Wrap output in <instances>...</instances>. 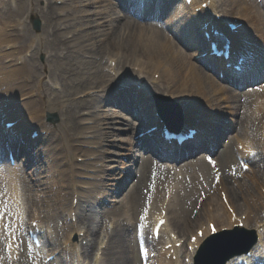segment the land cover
I'll return each mask as SVG.
<instances>
[{"label": "bare ground", "instance_id": "1", "mask_svg": "<svg viewBox=\"0 0 264 264\" xmlns=\"http://www.w3.org/2000/svg\"><path fill=\"white\" fill-rule=\"evenodd\" d=\"M55 1H60L61 5L54 7L56 15L54 18L51 17V14L46 16L44 26L45 29L51 28L50 32L52 35L60 38L65 50L93 46L92 39H98L103 44L111 31H113L114 25L119 18L111 13L113 6L107 0ZM2 2L5 1L2 0ZM204 2H207V8H201V12L196 14L195 9L201 7ZM89 6H95L93 13L88 9ZM261 7H258L254 0H193L190 5L181 2L174 7L173 15L167 18V23L171 21L170 24H173V28L179 34L183 31V34L188 39L191 38L194 43L198 44V35H196L195 31L197 24L202 26L216 15H220L222 18L233 15L234 18L239 19V22L244 23L239 32L234 35L233 48L236 56L243 55L246 58V63L243 64L245 69L250 63H259L260 60L262 65H264V12L261 11L262 9L264 10V7L262 9ZM29 12L30 15L36 17V8H30ZM90 14L97 18L93 21L96 23V27L90 28ZM193 16H196V18ZM25 24L19 18L6 29L0 26V45L1 47L4 45L6 48V50L3 48L0 50V58L5 60L3 57L5 56L10 59V64L7 66H5L4 62L0 63V113L3 114L5 112L7 115L3 123L13 120L17 122L20 129L28 127L33 130H46L42 123L43 109L41 105L39 102L36 103L31 95H28L34 93L32 91L33 88H31L30 93L18 97L22 103L15 104L14 100L17 99L16 96L21 94L22 91H27L26 85H28V81L32 84L35 82L33 80L34 68L27 58V54L34 45L37 49L38 47L49 49L52 45L58 46L60 41L58 42L57 39L50 38V36H33L26 29ZM131 29V34L135 39L132 44L139 50V54L137 50L128 52L124 46L118 44L113 46V50L116 52H112V49L109 48L107 60L111 63L108 71L113 74L110 77L112 79L111 82L126 72L127 67L137 66L140 74L138 83L143 84L145 82L148 93L164 94L173 99H176V97L183 98L181 104L184 113L189 117H201L203 121L200 122L201 126L199 128L204 130L205 133L203 135L201 133L200 136L195 137L194 141L185 142L181 146L174 143L180 149H185L195 144L197 140H203V143H210L211 136L217 134L213 120L219 117V107L222 104L227 105L230 102H234L237 110L244 109V113L241 116L240 131L235 136V150L236 158L251 165L249 171H244L243 168H240L237 172L243 176L245 181L232 177L235 176L232 173L233 169H230L231 174L229 172L225 173V170L223 171L219 164L213 162H206L208 165L207 169H201L197 163H191L186 169L182 171L175 170L171 173L174 167L165 169L154 160H151L152 175H154L151 180L152 182L156 181L151 186L149 193L151 196L149 194L146 195L145 190L140 187L137 189L135 197L130 195L127 197L128 200L123 203V219L118 220L117 229L112 233V235L115 234L116 238L118 237L117 240L120 243L119 250L113 256L114 251L111 247L112 235L110 236L111 241L106 243L108 237L103 233L105 230H101L100 233L102 232L104 236L100 234L97 245L87 242L88 247H84L80 244L81 234L85 232L88 235V231L91 229H87L84 226L78 227L75 223L76 221L74 222L73 220V213L78 214V220L80 219V221L86 219L83 217L84 214L82 215L81 213L80 204L83 198L88 194L92 195L93 200H96L97 203L100 202L98 198L103 197L107 189V185L105 186L106 183L103 180L109 174L108 172L114 174V170L109 171L108 168L110 166L106 167L104 165V157H99V146L103 145L105 140L106 132L103 131L102 125L106 121V116L99 113L97 108L87 110L86 115L77 121L78 132L75 138L66 142L67 148H64L60 155H54L51 150L47 153V151L41 149L40 152L38 146H34L35 143L32 141L28 145L11 142L8 137L11 135V131H15V128L11 129V131L6 129L7 138L0 139V143L4 144L9 141L12 149L25 151L28 149L27 161L30 163L35 162L33 167H36V170L33 169V173L29 175L30 179H28L16 165H0V237L3 238V232L4 234L6 233L4 235L5 242L3 243L4 249L7 248L9 253L2 255L0 251V264H8V259L15 263L18 256L21 255L19 252L20 247L13 242V238L23 237V229L25 225H28L27 223H31L28 226L31 229V227L33 228L32 224L36 222L45 233L43 240L46 238L48 243L55 245L56 239L59 241L57 238L59 235L55 234L56 230L52 227L54 220H58L61 226L63 234L60 237L59 247L62 248H58V245L54 246L55 248L57 247L55 250L48 248L49 246L45 240L41 249H37L31 244L30 251H28L31 257L27 260L29 264H46L45 260L50 255H54V260L48 264H129L125 256V247L122 243V231L127 227H134L135 224L136 226L140 225V221L137 219L139 212H142L141 217L151 214L152 210L160 214L165 204H167V222L165 225L167 231L163 237L169 240L162 243V247L174 243L175 241L171 240L174 236H177L180 242L189 235L187 236L189 237L187 247L193 246L201 250L209 237L208 224L210 222L215 223L220 232L224 228L231 231L239 223L237 219H233L232 214L229 213V210L223 204L220 198L221 191L226 192L229 205L236 213V216L242 220L245 229L247 231L255 230L257 237L260 238V242L251 248V254L247 257L248 262L250 264H258L260 262L258 259H263L264 169L261 167L264 165V87L261 91L242 102L237 94L227 92L229 90L221 86L212 76L205 73L196 65L195 60L192 61L193 57L195 59L203 52L199 50V45L196 46L198 51L185 53L172 41L173 38L171 36L164 35L158 28L157 31L144 30L141 27L138 30L136 28ZM83 54L86 53L83 52ZM139 56L145 61L139 59ZM51 57H56V54H51ZM18 62L21 63L20 66ZM113 62L115 63L114 66H112ZM262 65L261 67L257 65L254 70L258 71L262 68ZM217 67L222 68L220 63H217ZM58 72L61 71L58 70ZM155 74L159 75L158 79L155 78ZM90 76L97 77L96 82L91 84L101 87L105 82V78L101 77L97 71L90 74ZM251 76L253 74L247 75L245 80ZM87 80L90 82L93 79L88 78ZM13 81L19 88L8 90L7 87L11 86ZM155 84L160 87L158 89L155 87L151 88V85ZM4 87H6L7 91L3 90ZM92 89L98 90L102 88L94 87ZM156 90L159 91L157 92ZM83 92L85 93L86 91ZM191 95L195 96V99L191 98ZM48 109L51 111L56 110L54 104H51ZM142 109L146 122L148 124L153 123L152 125L157 124L158 119L152 114V109L148 106ZM107 124L105 123L104 125ZM1 126L0 124V128ZM205 127L208 130H205ZM212 130L214 131L211 132ZM206 136L207 139H205ZM38 153H41V155L39 156ZM80 153L83 154L81 155ZM79 157H86L88 161L80 164L76 163L74 158L76 160ZM31 159L33 160L31 161ZM30 167L32 166L30 165ZM43 168L46 172L44 170L40 173L41 171L39 170ZM258 168L261 169L258 170ZM37 171L40 174H37ZM160 171H162L161 173H166L165 176L158 179ZM217 177H220V180L218 184H215ZM110 178H113L112 180L116 179L115 176H110ZM229 180H233L236 183L235 190H229L227 185ZM83 185L86 186V189L82 193L78 190V186ZM41 186H44V188L39 190ZM70 196L72 198L69 204L70 200H67ZM146 196L147 198L141 203L143 197ZM239 197L242 200L240 209L236 204V200ZM75 198L78 199L76 206H74L73 201ZM55 209L58 212L55 211L54 213ZM138 209L141 210L138 211ZM30 210H32V218L31 221H27V215ZM135 213L137 215L136 218L134 217ZM94 222L97 224L95 230H98V217H96ZM123 222V227H121ZM6 225L7 228H5ZM110 226H112V222L108 223L107 229L109 228L110 230ZM196 226L197 228L194 230ZM198 229H204L203 237H197V242L191 244L190 238L196 236ZM95 234H99V231ZM240 237L229 238L236 241ZM23 241L25 242L24 239ZM104 245L106 247L102 249ZM92 246L95 248L94 252L89 251ZM57 250H61V253H63L64 262L60 254L55 255ZM181 250L182 248L175 249V254H179V259L178 261H173L165 258V253H169L170 250L163 252L159 249L158 252L160 253L155 262L157 261L158 264H185V259L189 258L191 261L189 264H193L192 261L197 251L186 249L182 258L180 256ZM244 255L246 253L243 252L238 256L230 257L225 264H237V260L244 257ZM181 258L182 261L180 260Z\"/></svg>", "mask_w": 264, "mask_h": 264}, {"label": "rangeland", "instance_id": "2", "mask_svg": "<svg viewBox=\"0 0 264 264\" xmlns=\"http://www.w3.org/2000/svg\"><path fill=\"white\" fill-rule=\"evenodd\" d=\"M0 1L2 2V0ZM4 1L5 2L0 3V19H2L0 20V26L3 29L8 28L10 24L16 22V19L20 18L21 21L26 23V29L30 31L31 35L38 37L41 35H44V37L50 36V38L57 39L58 42L60 41L59 37L52 35L50 32L52 30L51 28L45 29L44 26L47 15L51 14L52 18L56 16L54 7L60 5V2H56L55 0ZM107 1L112 3L113 10L111 13L114 14L115 17H119L107 40L102 44L98 41V39H92L93 46H88L82 49L75 48L65 50L61 41L59 42L58 46L52 45L49 47V49L40 47L37 49L34 45L31 51L27 54V58L34 68L33 80H35V82L32 84L28 81V85H26L27 91H22L21 94L16 96L17 99L14 100L15 104L22 103L20 101L21 99L18 97L30 93L31 88H33L32 91L36 94L33 96V99L36 101V103L39 102L41 105L43 109L42 122L46 124V130H40L42 131L41 137L35 143V145L38 146L40 152L41 149L43 151H47V153L51 150L54 155H60L62 150L67 148L66 142L75 138L78 132L77 121L82 116L86 115L87 110L97 108L99 113L106 116L105 123L108 124L104 125V123L102 125L103 131L106 132V134L103 145L99 146V157H104V165L106 167L110 166L108 169L109 171L114 170V174L108 172L109 174L106 175L108 177L105 176L103 181L106 183L105 186L107 185V189L103 197L101 196L98 198L100 202L97 203L96 200H93V196L88 194L83 198L80 204L81 213L82 215L84 214L83 217L86 219L80 221V219L78 220V214L74 213L75 216L73 217V220L74 222L76 221L75 223L78 225V227L84 226L87 229H91L88 231V235H84L83 232L81 234L80 244H82L84 247H87V242L97 245L100 234L102 236L105 234V236L108 237L106 242L111 241L110 236L112 235L113 231L117 229L116 227L118 220L123 219L122 205L128 200L127 197L130 195H134L135 197L136 191L140 187L145 190L146 194L148 195V193L151 191V186L156 183L155 180L153 182L151 180L154 176L152 175L153 173L150 164L151 160H154L159 166L164 167L165 169H172L174 167V170H171V173L175 170L182 171L186 169L191 163H197L199 168L207 169L208 165L206 162H213L215 164H219L220 167L223 168V171L225 170V173L229 172L231 174L230 169H233L232 171L235 176L232 177H236L238 180L245 181L241 177L242 175L237 173L242 167L243 163L239 161L238 158H236L235 150V136L240 131V123L242 119L241 116L244 113V109L237 110V108L234 106V102H230L227 105L222 104L219 107V117L213 120L215 122L217 134L215 136H211L210 143L202 142L200 145H198L199 147L194 146V151L192 152L183 150L185 152L174 153L175 155L172 154L163 156L154 148L152 140L136 139L137 127L147 123L144 119V111L142 108L146 106L151 108L150 102L147 99L150 98L153 93L148 96V93L142 91L143 89L138 88L135 86V84L120 86L121 84H117L118 81L111 82L112 79L110 77H112L113 74L109 73L108 71V67L111 63H109L107 60L109 48L112 49V52H116L113 50V46L118 44L124 46L128 52L137 50L132 44L133 40L135 39L131 34V28H136L138 30L140 27L144 30L152 31H157L158 28L164 35L167 34L171 36L173 38L172 39L170 37L172 41L185 53H194L196 48H191V46L185 47L186 36L180 35L179 37L177 33H174L173 35L172 33L167 32L165 30V24L160 21L166 16L167 10H169V8L166 9L164 6L171 0H159L157 9L159 10L158 12H155L152 8L145 7L144 5L141 10V15H143L144 18L147 17L146 20H139L135 17L134 12L139 14L140 12L133 0ZM172 2L176 3L177 0H172ZM254 2L258 7H264V4L261 0H254ZM30 8H36V17L30 15ZM88 9H90V12L93 13V11H95V6H89ZM261 11L264 12L263 9ZM89 16L91 20L90 28L96 27V23L93 21L97 18L93 14H90ZM151 18H156L157 20L154 21ZM34 19H38L40 21L41 25L39 32L35 31ZM2 48L6 50L4 45L2 47L0 45V50H2ZM83 52L86 54H83ZM137 53L139 54V50H137ZM51 54H56V57L50 58ZM3 57L5 60L0 58V63L4 62L5 66L9 65L10 59L5 56ZM139 59L143 60L141 56H139ZM194 60L196 65H198L205 73L212 76L221 84V86L229 90L227 92L237 94L242 102L258 93V91L262 90V88L259 87V84L260 82H264V66L259 71H255L253 73L254 77L260 76L263 78L255 81L256 87H259V89H252L250 86V88L236 86L231 82V79L228 76L226 78H219L217 73L215 71L213 72L208 64L204 62H198L193 57L192 61ZM130 63L132 64V62ZM58 70L61 72H58ZM95 71H97L101 77L105 78V82L101 87L96 84H91L97 80L96 76L95 78L90 76V74L94 73ZM135 77L136 76H133L132 74L127 76L128 80H134L136 79ZM156 77H158V74ZM88 78L93 80L89 82L87 80ZM14 83L15 81H13L11 86L7 87L8 90H16V88H19L17 87L18 85ZM94 87H99L102 89L93 90L92 88ZM5 88L6 87H4L3 90L7 91ZM103 88L105 89L103 90ZM155 88L158 89V87ZM83 91L86 92L84 93ZM191 98L195 99V96L191 95ZM51 104L55 105V111L48 109ZM50 114L57 115L58 120L56 124H52L47 121L48 115ZM253 129L255 130V127ZM205 130H208L207 127H205ZM203 131L202 135L204 134ZM213 131L214 130L211 132ZM25 135H27V128L20 129L18 133L15 134V139L17 141L21 140L23 145H28L29 142L25 140ZM29 139L30 138L28 137V140ZM15 151H17V153L20 155V160L15 159V162L18 163L17 167L21 169V173H23L25 177L30 179L29 175L33 173V169L36 170V167H33L35 162L30 163L26 160L28 153L24 150L15 149ZM27 151L29 150L27 149ZM80 154L82 155L83 153ZM38 155L40 156L41 153H38ZM32 160L33 159H31V161ZM74 161L80 164L88 161V158L79 157L76 160L74 158ZM30 165L33 168L30 167ZM261 168L264 169V165ZM261 168H258V170ZM44 170L45 169L43 168L39 171L42 173ZM162 171H160V174H158V179L165 176L166 172L161 173ZM40 173L37 171V174ZM110 176H115L116 179L112 180L113 178H110ZM227 183L229 190H235L236 183H234L233 180H229ZM85 187L86 186L84 185L78 186V190L83 193L85 192ZM42 188H44V186L39 187V190ZM54 190L56 189L54 188ZM71 198L72 197L70 196L67 200H70L69 204L71 203ZM145 198L146 197H143L141 203H143ZM77 204L78 199L75 198L74 205ZM236 204L238 205L239 209L242 207V200L240 197L237 198ZM55 211L58 212L57 209L54 210V213ZM138 211H140V209H138ZM31 212L32 210H30V215ZM136 216L137 215L135 213L134 217L136 218ZM96 217L99 219V226L97 227L98 230H95V226L97 224L94 221ZM111 220L113 223L111 230L106 231L107 225ZM121 224V227H123L124 222ZM52 225V227H54L56 230L55 234L59 235L57 237L59 241L56 239V242H54L56 243L55 245L50 242L46 243L49 246L48 248H53L55 250L57 247L60 248L59 242L63 233L58 220H54ZM5 228H7V225ZM196 228L197 226L194 228V230ZM101 230H105V232H103L104 234H102V232L100 233ZM95 231H99V234H95ZM122 234V243L125 247V256L128 259V263L143 264L144 261L141 258V245L139 244L138 237L135 235L134 227L125 228L122 231ZM83 238L85 239L83 240ZM117 238L115 234L112 235L111 247L114 251L113 256H115V253L119 250L118 247L120 246ZM22 246L25 245L22 244ZM54 246L57 247L55 248ZM22 249H24V253H27V249L25 247H22ZM93 249L95 251L94 247H91L90 251H93ZM57 253H60L62 256L61 259L64 262V257L63 253H61V250H57ZM26 255L28 256L25 257V262L21 260L20 264H28L27 259L29 254ZM187 261L188 259L185 260L186 263Z\"/></svg>", "mask_w": 264, "mask_h": 264}, {"label": "water", "instance_id": "3", "mask_svg": "<svg viewBox=\"0 0 264 264\" xmlns=\"http://www.w3.org/2000/svg\"><path fill=\"white\" fill-rule=\"evenodd\" d=\"M35 27L36 29L39 30V22H36ZM179 112H180V105L175 104L171 100H169L167 104L161 103V107L159 108V113L161 117L165 119L167 122H170L171 124L173 121L170 119L169 114H171L173 117H176ZM50 119H52V117H50Z\"/></svg>", "mask_w": 264, "mask_h": 264}, {"label": "snow or ice", "instance_id": "4", "mask_svg": "<svg viewBox=\"0 0 264 264\" xmlns=\"http://www.w3.org/2000/svg\"><path fill=\"white\" fill-rule=\"evenodd\" d=\"M163 223H165V221L161 220V221H160V224H163ZM213 230L215 231V229H213Z\"/></svg>", "mask_w": 264, "mask_h": 264}]
</instances>
